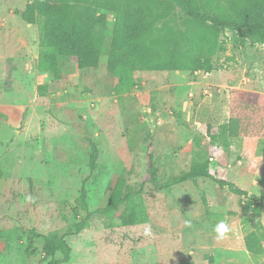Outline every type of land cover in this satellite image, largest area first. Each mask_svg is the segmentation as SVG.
I'll return each instance as SVG.
<instances>
[{
	"label": "rangeland",
	"instance_id": "374dc122",
	"mask_svg": "<svg viewBox=\"0 0 264 264\" xmlns=\"http://www.w3.org/2000/svg\"><path fill=\"white\" fill-rule=\"evenodd\" d=\"M34 1L0 0V264H45L39 234L65 236L71 255L61 264H254L243 242L244 195L179 177L203 148L215 178L264 192V108L251 103L264 96V45L233 48L221 36L220 69L138 71V87L115 94L104 59L86 78L39 72ZM184 16L175 8L160 30L172 20L184 26ZM36 77L49 86L42 98ZM20 103L15 114L4 106ZM230 118V145L212 143ZM120 178L125 201L106 211ZM126 203L137 224L119 223ZM259 219L264 226V200Z\"/></svg>",
	"mask_w": 264,
	"mask_h": 264
},
{
	"label": "trees",
	"instance_id": "16d2710c",
	"mask_svg": "<svg viewBox=\"0 0 264 264\" xmlns=\"http://www.w3.org/2000/svg\"><path fill=\"white\" fill-rule=\"evenodd\" d=\"M175 8L186 16L184 26L173 24L160 30L159 23ZM33 10L40 18L39 72H49L59 81L66 73L77 71L86 78L100 65L115 79V94L138 87V71L180 70L195 73L220 69L216 56L225 50L221 36L233 48L264 45V0H35ZM106 12L113 13V22ZM184 16V17H185ZM229 34V35H228ZM104 59L105 62H101ZM49 86H37L46 95ZM237 119L230 118L210 135L212 143L230 145ZM209 178L244 195L243 242L254 264L264 260V226L259 219L264 192L259 196L237 187L233 182L215 178L203 148L194 150L189 169L179 180ZM123 179L110 192L104 210L124 203ZM118 217L124 225L137 224L134 207L126 203ZM139 217V215H138ZM85 222H83L84 224ZM82 226V225H81ZM80 226V227H81ZM80 229V228H79ZM43 239L45 264L68 262L71 247L63 235H38ZM177 264H193L178 262Z\"/></svg>",
	"mask_w": 264,
	"mask_h": 264
},
{
	"label": "crops",
	"instance_id": "0c3cea01",
	"mask_svg": "<svg viewBox=\"0 0 264 264\" xmlns=\"http://www.w3.org/2000/svg\"><path fill=\"white\" fill-rule=\"evenodd\" d=\"M75 73L78 75V72L77 71H75ZM32 83H36L35 85H36V87H35V90H36V92H37V86L38 85H40V84H42V82L41 81H39L38 80V78L36 77L35 78V80L34 81H31ZM13 83H15V82H13ZM13 83H12V85H13ZM15 85V84H14ZM16 90H25V89H23V88H16ZM22 91H19V92H22ZM46 94H47V91H46ZM44 96H46V95H35V98L36 97H39V98H42V97H44ZM250 103V102H249ZM251 103H254L255 105H257V104H262L261 106V108L263 109L264 108V96H263V98H261L260 97V95L259 96H256V98H255V100H253V102H251ZM2 106V105H1ZM5 106V109L7 110V112H9L10 114H12V113H17V110H19V109H22V107H24L23 105H22V103H20V104H18V105H14V106H10V105H4ZM260 137H262V136H260ZM259 139V137L258 138H256V141ZM261 139V138H260ZM261 141V147H260V151L259 152H261L260 154H258V158L259 159H264V148H262V147H264V140H263V137H262V140H260Z\"/></svg>",
	"mask_w": 264,
	"mask_h": 264
},
{
	"label": "clouds",
	"instance_id": "9594fccd",
	"mask_svg": "<svg viewBox=\"0 0 264 264\" xmlns=\"http://www.w3.org/2000/svg\"><path fill=\"white\" fill-rule=\"evenodd\" d=\"M215 230L218 234V238H224V236L229 232L230 229H229V226L225 222L221 221L217 225Z\"/></svg>",
	"mask_w": 264,
	"mask_h": 264
}]
</instances>
